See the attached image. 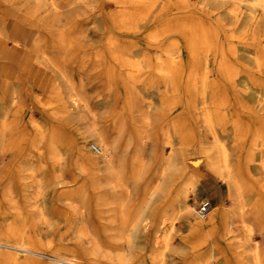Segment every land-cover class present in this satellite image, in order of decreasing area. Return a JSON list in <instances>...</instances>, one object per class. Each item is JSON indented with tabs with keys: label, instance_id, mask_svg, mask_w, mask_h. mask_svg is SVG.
Listing matches in <instances>:
<instances>
[{
	"label": "bare ground",
	"instance_id": "obj_1",
	"mask_svg": "<svg viewBox=\"0 0 264 264\" xmlns=\"http://www.w3.org/2000/svg\"><path fill=\"white\" fill-rule=\"evenodd\" d=\"M94 1L0 0V44L4 43L6 38H10V44L19 46L27 55V59H22L25 66L21 69H24L23 72L14 73L12 79H8V75L12 73L13 68L6 65L0 67V155L10 153L13 157V162L9 165L5 175L8 184L3 185V190L15 194L2 195L0 198V203L10 208L8 211H1L3 229L0 233V264H26L23 256L43 254L38 249L40 247L28 242L26 238H31L33 235L30 230L35 223L39 220H47V216L42 213L41 197L51 183H61L60 186L63 183L64 187L60 192L64 196L82 194L85 190L103 191L99 202L110 205L113 218L118 222L116 228L118 234L114 237L121 242L117 253L113 255L116 256L117 264H128L126 256H129L127 252L129 243L133 238L135 240L138 237L133 228L137 225L144 228L147 225L148 216L144 213L147 203L164 187L169 189L168 200L165 205L159 207L158 214L156 211V218L152 220L154 227L152 243L161 244L160 247H155L150 251L153 264H166L165 253L172 248L170 230L178 215L183 216L187 221L189 229L205 234H211L217 225L221 224L223 231L220 234L230 241L229 245L234 256L249 257L252 264H264V245L259 247L257 243H249L251 228L248 224L250 214L254 213L260 223V228H258L264 239V116L258 118V124L252 129L249 138L250 147L246 149L243 166L242 163L240 164L242 160H236L237 155L235 157L234 149L232 151L231 147L226 144L223 135L227 129H230L236 136L243 125L246 128L249 127L248 122L239 119L241 111L264 112V77H258L264 76V43L257 48L256 52L243 55L244 64L239 66L238 63L237 65L229 60L230 58L228 59L227 53L234 54L240 50L232 47L231 44L224 47L216 40V36L220 34V28L217 24L211 25L204 21L201 13L190 11L192 0H110L117 4L119 9L112 11L108 27L118 32H137L148 22L155 11L157 14L154 17L158 19L161 15L169 16L163 19L157 30L150 33L149 39H157L168 33L183 30L187 61L184 63L181 57V49H179L181 44L177 39L171 40L164 48L162 47L161 54L155 59L148 60L146 56L131 55L132 41V43L129 41V44L120 43L109 33L103 42V48L97 47L91 53L90 59L95 64L102 60V53H106L109 60L116 62L120 67L121 71L118 74H115L112 65L108 64L106 70L107 78H116L121 81L128 94L126 102L121 106L114 120V127L117 130L123 127L125 115L131 122L134 138L142 136L143 131L152 123L146 107L150 105V97L145 96L140 99L142 103L140 106L132 102L130 95L137 86H143L150 92L156 90L161 93L168 108H172L182 94L188 102L196 103L204 137L199 145L197 158L209 172L225 183L230 199L228 205L213 206L207 216L195 210L193 204L189 202L190 195L194 193L200 178V175L192 170H199V167L192 157H188L186 150H189V146L188 149H176L174 145L173 131L179 128L188 131L184 121L167 122L163 132L164 144H168L170 150L163 157H159L158 169H153L158 178L151 183L144 182L141 194L133 200L130 198L131 185L132 182L141 178L144 160L139 155L134 157L135 161L131 160L129 163L123 158H117V137L106 134L96 121L93 120L88 124L86 137H90L92 143L97 145L98 154L87 148L85 136L78 139L73 160L69 165L67 164L70 180L66 181L63 176L66 161L62 148L69 138L62 128L57 125L48 127L30 118L33 130L29 133L12 113L11 107L17 100V84L25 73H30V67L34 62L42 68L49 69L55 80L51 89H48L50 91L47 92L46 97H43L44 99L40 97V94L33 92V97L38 104L44 109L50 108V113L66 124L81 120L86 112L94 115L87 101L82 79L76 81L66 66V54L73 46L76 38L75 28L78 24H67L63 19L68 6L79 3L88 6ZM195 1L197 4H210L215 8L229 1L232 4L230 12L238 5H245L248 9L247 19H255L256 14L259 13L255 23L252 22L254 25L250 27L253 32L264 37V0ZM8 16H13L30 26L31 31H29L27 40H24L25 36L19 39L8 35L5 27ZM183 16L189 18L180 19ZM229 23H231L230 20ZM249 25L245 22L239 27L240 31L245 30ZM235 35L239 37L240 33L233 34L232 32L227 37L232 38ZM242 45L244 48L249 47L253 45V42L241 40ZM215 52L220 56L216 57L214 65L213 54ZM83 61L86 60L79 59V62ZM166 92L173 95L164 97ZM244 99L248 103L244 102ZM233 103L239 105L242 108L241 111L235 109ZM134 110L140 114L136 128L132 121ZM15 128L18 129L14 130ZM133 136L129 133L123 145L128 146ZM183 139L188 143L191 141L189 135L188 137L183 136ZM249 162L253 166L252 173L248 168ZM252 174L258 179L253 181L248 179L249 175L253 176ZM79 178H83V182L76 185ZM9 183L13 186H9ZM28 185H33L34 188L31 191L30 201L26 203V199L22 200V197L20 199L17 192L20 196L23 195ZM111 192L118 193L116 195L119 197L112 200L108 197ZM130 203L133 204L131 213L128 209ZM95 213L97 214L98 211ZM233 218H238L244 224L245 230L241 234L234 232ZM162 228L165 229L161 231ZM211 251L212 248L206 249L199 256H207V253ZM49 256L55 260L56 264L77 263V259L71 256H62L57 253H51ZM91 264L99 263L92 262ZM197 264H206V260Z\"/></svg>",
	"mask_w": 264,
	"mask_h": 264
},
{
	"label": "rangeland",
	"instance_id": "obj_2",
	"mask_svg": "<svg viewBox=\"0 0 264 264\" xmlns=\"http://www.w3.org/2000/svg\"><path fill=\"white\" fill-rule=\"evenodd\" d=\"M113 4L114 2H111L110 0H95L88 6L81 3L73 4L68 6L66 8L67 10L65 9L66 13L63 17L67 24H78V27L75 28L76 38L73 42V46L66 54V66L76 81L80 78L82 79L86 91V98L94 115L86 112L85 116L81 120L74 121L72 124H66L55 118L50 113V108L44 109L42 105L38 104L33 97V92L40 94V97L44 99L48 94L47 92L50 91L48 89H51L55 80L53 73L49 69L42 68L34 62L30 67V73H25L22 76L21 81L17 84V100L11 107L12 113L16 115L19 119V123L24 125L29 133L33 130L29 121L30 118L34 119L38 123H44L48 127L51 125H57L62 128L69 138L67 143H65L62 148L65 153L66 161L63 169V176L66 181L70 180L67 164L69 165L73 160V154L76 151L77 141L81 137L87 136L86 129L88 124L93 120L96 121L97 125L106 134L111 137H117V158H123L127 163H129L131 160H134V157L139 155L144 160V168L141 178L136 180V182H132L131 185L132 194L130 195V198L133 200H136L141 194L144 182L151 183L156 181L158 178L157 174L153 172V169H158V165L160 163L159 157H163V155L170 150V146L168 144H164L165 137L163 132L167 122L172 120L184 121L188 131H184L182 128H179L177 131H173V138L175 139L174 145L175 148L177 147L176 149H188L189 146V150H186L188 151V157H192V160L195 161L196 165L199 167V170H192L193 172L199 174L200 178L194 193L190 195L189 202L193 204L195 210H198V203L200 200H209L211 208L206 213L205 216H207V214L212 211L213 206L217 205L218 207H221L228 205L230 203V199L227 195L225 183L209 172L204 164L199 162L197 158L199 145L204 137L200 126V118L196 103L188 102L185 99L184 94H182L181 98L176 100L174 106L172 108H168L164 103V99H162L163 95L161 93L156 90L150 92V90L143 86H137L132 90L130 95L133 99L132 102L135 105L140 106L142 105L140 99H143L145 96L150 97V105L146 107L150 113L152 123L143 131L141 134L142 136H139L140 138H134L131 122H129V117L127 115L123 118L124 125L120 130H117V128L114 127L116 114L120 110L121 106L126 102V96L128 94L121 81L116 78H107L106 70L109 65H112L115 69V74H118L121 71L120 67L116 62H111L106 53H102V60H99L97 64L92 62L90 59L92 56L91 53L94 49L97 47L103 48V42L105 41V38L108 37L107 34L109 33L110 35L112 34V37L114 36L113 38L120 43L129 44L132 41L133 46L131 55H137L138 57L146 56L148 60L155 59V57L161 54L160 51L171 40L177 39L181 44L179 45V49H181V57L184 60V63H186L187 50L183 40V30L171 32L168 33L169 35L166 34L163 37L150 40V33L160 27L163 19L169 17L161 15L158 19L157 17H154L157 14V11H155L152 17L149 18L148 22L141 27L142 29L140 28L141 30L139 29L134 33L118 32L117 30L108 27L109 16L111 13L119 9L117 4ZM204 5L197 4L195 0H192V4L189 8L190 11H196V13L199 14L201 13L204 21L208 24H217V27L220 28V34L216 36V40L222 43L224 47L231 44L232 47L234 46L235 48H238L240 51L236 52L237 55L236 53H227L228 59L230 58L229 60L235 64L238 63L239 66H243V55L256 52L257 48L264 43V37H262L259 33L257 34L256 32H253L251 28L258 18L259 13L258 15L256 14V18H253V20L247 19L248 9L242 4L234 7V9H231V12L229 9L232 4L229 1L224 2V4L222 3L220 6H217V8L210 4ZM221 16L223 20L221 19ZM188 18L189 17L183 16L180 19L186 20ZM228 19L231 23H229ZM245 22L250 24L247 27L248 29L246 28L245 30L240 31L239 27L243 26ZM22 23L23 22H20L19 19L13 16H8L5 22V27L6 29L17 28L18 32H21L23 36H25L26 39L24 40H27V36L29 35L31 28L25 23ZM232 32L233 34L237 32L240 33V38L236 35L232 38L227 37ZM9 40L11 41L10 38H6L4 40L1 49L10 47ZM241 40L252 41L253 45L244 48L243 45L241 46ZM14 53V55L11 54V56L13 55V60L10 64L13 71L8 75V79H12L15 75L14 73L20 71L23 72L24 69L21 70L22 67H25L23 62L27 59V55L24 54V60L21 61V48H18ZM6 55L7 54L0 51V67L6 65L9 61L6 58ZM219 56L220 54L217 52L213 54L214 65ZM79 59L86 61L79 62ZM2 75L3 77H6L5 74ZM258 77L262 78L264 76L261 75ZM181 86L183 88V84ZM172 95L173 94L166 92L164 97H171ZM244 102L248 103L245 99ZM233 105H235V109L241 111L242 108H240L239 105L236 103H233ZM137 112V110H134L132 114V121L134 126L136 125L138 127L140 114L139 112L137 114ZM241 112L242 113H239V119L243 120V122H248L249 127L246 128V126L244 127L243 125V130L241 129L236 136L230 129H227L223 135L226 144L231 147L232 151L234 149L233 152H235V157L237 155L236 160H242L240 161V164L242 163L241 165L243 166V162H245L246 157V149L250 147L249 138L251 136L252 129L258 124V118L260 116H264V112ZM17 129L18 128H15L14 130ZM129 133H131L133 138L131 137L128 146H124V139ZM188 135L191 140L189 141L190 144L183 139V136L188 137ZM86 142L87 148L95 154H98V147L92 143V139L90 137H86ZM255 156L256 153L254 158ZM31 160L33 162V159ZM12 162V154L6 153L4 155H0V198L2 195H15L13 192L8 193L3 190V185L8 184L6 183L5 175ZM250 163L251 162L248 163V168L252 173L253 166H251ZM248 179L253 181L258 178L255 175H249ZM82 182L83 178H79L76 185ZM9 184V186H13L12 183ZM60 184L61 183H51L42 194V213L47 216V220H39L35 223L32 230H30L31 233L33 232V235L31 238L27 237L26 240L40 247L38 249L43 254L36 253L34 256H23L26 264H56L55 260L49 256L51 253L74 257L77 259L76 264H91L92 262L99 264H117L115 259L116 256L113 255L117 253L118 245L121 242L114 237L118 234L116 230L118 222L113 218L110 205L99 202L103 191L85 190L82 194L78 193L64 196L60 192L64 185L62 183V186H60ZM27 187L28 188L24 191L23 195L20 196V193L17 192L20 199L21 197L22 200L26 199V203L30 201L31 191H33L34 188L33 185H28ZM116 194L118 195V193L111 192L108 197L112 200L117 199L119 196ZM114 196H116V198ZM168 197L169 189L168 187H164L161 192L156 194L152 200L147 203L144 210V213L148 216L146 222L147 225H145L144 228H141L139 225L133 228L134 233L137 232L135 235L138 237H136L135 240L133 238L129 243L130 246H128L127 250L129 256H126L128 264H153V256H150V251L154 250L155 247H160L161 244L159 243L154 245L152 243V229H154L152 220L156 218L160 209L159 207L166 204ZM132 205L133 204L131 203L128 205L130 213L131 210H133ZM9 209L10 208L6 204L0 203V233L3 229L1 211H8ZM95 211H98V215ZM172 215H175L174 211ZM248 224L251 228V238L249 243H257L259 247H262L264 245V239L261 236L262 233L259 229L260 223L254 213L250 214ZM108 228L112 230L110 231ZM232 228L236 234H241L245 230L244 224L238 220V218H233ZM164 229L165 228H162L161 231ZM222 231L223 227L221 224H218L215 231H212L211 234H205L204 232L198 230H191L189 229L188 223L183 216L178 215L173 222L172 229L170 230L172 248L167 250L165 253L166 264H197L203 260H206V264H252L249 257L234 256L229 245L230 241L226 240L220 234ZM209 248H212V251L208 252L207 256H199L204 250Z\"/></svg>",
	"mask_w": 264,
	"mask_h": 264
},
{
	"label": "crops",
	"instance_id": "obj_3",
	"mask_svg": "<svg viewBox=\"0 0 264 264\" xmlns=\"http://www.w3.org/2000/svg\"><path fill=\"white\" fill-rule=\"evenodd\" d=\"M6 30H7V33H8L9 36L11 35L12 37L19 38V39H23V37H24L21 32H18L17 28H15V29H12L11 28V29H6ZM2 46H3V42L0 44V51L3 52L4 54H7L6 55V58L9 61H8V63L6 65L8 67H11L12 68V66H10V64L12 63V60H13V57L12 56L15 54L14 52L17 51V49L20 48V47L19 46H13L12 44H10V47L9 48H6V49L3 48V49H1ZM11 54H13V55L11 56ZM20 58H21V61L24 58V51L23 50H22V55H21Z\"/></svg>",
	"mask_w": 264,
	"mask_h": 264
},
{
	"label": "built area",
	"instance_id": "obj_4",
	"mask_svg": "<svg viewBox=\"0 0 264 264\" xmlns=\"http://www.w3.org/2000/svg\"><path fill=\"white\" fill-rule=\"evenodd\" d=\"M211 208V204L209 200L207 199H202L198 203V211L201 214H206Z\"/></svg>",
	"mask_w": 264,
	"mask_h": 264
}]
</instances>
